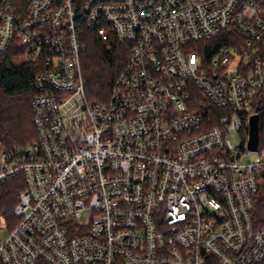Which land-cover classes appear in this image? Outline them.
Wrapping results in <instances>:
<instances>
[{"label": "built area", "instance_id": "built-area-1", "mask_svg": "<svg viewBox=\"0 0 264 264\" xmlns=\"http://www.w3.org/2000/svg\"><path fill=\"white\" fill-rule=\"evenodd\" d=\"M86 29L130 45L105 101ZM10 46L40 67L37 139L0 146V182H25L0 264H264V0H0Z\"/></svg>", "mask_w": 264, "mask_h": 264}, {"label": "trees", "instance_id": "trees-1", "mask_svg": "<svg viewBox=\"0 0 264 264\" xmlns=\"http://www.w3.org/2000/svg\"><path fill=\"white\" fill-rule=\"evenodd\" d=\"M82 38L81 67L85 94L89 100L105 101L115 77L126 63L130 45L118 41L113 35L102 41L94 31L87 29ZM219 38L201 40L198 44L208 45L209 56ZM20 54L14 46L0 54V146L9 151L26 147L37 139L31 98L34 77L40 67L30 59H21ZM206 107V116L217 113L216 108ZM24 187L25 182L20 176L0 182V216L12 220V223L16 222L13 208ZM254 203L253 220L256 225L264 226V187L255 196Z\"/></svg>", "mask_w": 264, "mask_h": 264}, {"label": "water", "instance_id": "water-1", "mask_svg": "<svg viewBox=\"0 0 264 264\" xmlns=\"http://www.w3.org/2000/svg\"><path fill=\"white\" fill-rule=\"evenodd\" d=\"M257 139H258L257 115H253L250 119V129H249V139H248V147L250 149L256 148Z\"/></svg>", "mask_w": 264, "mask_h": 264}, {"label": "rangeland", "instance_id": "rangeland-1", "mask_svg": "<svg viewBox=\"0 0 264 264\" xmlns=\"http://www.w3.org/2000/svg\"><path fill=\"white\" fill-rule=\"evenodd\" d=\"M20 58L21 59H26L27 56H26V54L22 53V54H20ZM236 61L237 60L232 61L231 62V66H233L236 63ZM230 139H231L232 142H234L236 144H239L240 143V138L238 136H231ZM261 183H262V187H264V177L261 179ZM10 221L12 222V220H10ZM7 233H8V228L5 227V226H2L0 228V240L2 238H4L7 235Z\"/></svg>", "mask_w": 264, "mask_h": 264}]
</instances>
